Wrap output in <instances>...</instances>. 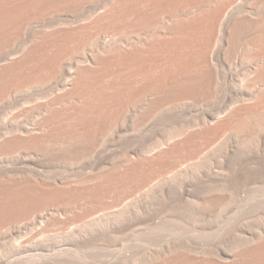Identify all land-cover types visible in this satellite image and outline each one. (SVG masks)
<instances>
[{
	"label": "bare ground",
	"instance_id": "obj_1",
	"mask_svg": "<svg viewBox=\"0 0 264 264\" xmlns=\"http://www.w3.org/2000/svg\"><path fill=\"white\" fill-rule=\"evenodd\" d=\"M0 7H3V10L0 9V101L2 102L9 100V98H11V94L14 93V91L17 93L18 91L24 92L26 90L28 91V89H36L34 92L32 91L31 94L29 90L30 95H28L27 92V97L25 94V96H23L25 98H23V100L21 98L22 102H17L19 104H17V106H19L20 109L26 108L24 111L21 110V113L24 112L22 114L23 116L21 115V118L15 117L12 119H7L5 117V120L0 121V151L4 152L2 154H5L6 152L12 153V150L13 152H15V150H20L21 148H16L22 144L23 146L20 147H24V145L27 143L29 144L28 147L26 145L27 148H29L31 146L30 144H32L34 148H39L41 150V148L47 147L52 142L54 143L53 140L55 139V135L58 137L61 136L63 138L65 132L66 134H72V137H76L74 141L71 140V143L74 144L72 146V150L74 149V152L79 153L80 149L79 151H75L77 148L83 149V144H89L88 146L85 145L88 147H85L87 149L86 155L93 154L95 150L93 151L92 148H96L100 145L103 146V148L97 147V149H104L106 137L109 136V134L111 135V133L112 136L114 133L117 134L119 126H121L123 122L125 124V121H127L126 118L128 116L133 115L130 117H133L131 119H134V122H136V119L138 118L141 119V122L139 120V122L142 123L141 125H146V121L147 125H149V119L151 115L156 118L157 116H154L155 113L157 112L158 115V111L162 108L165 109V112L168 111L167 108L170 110V106L172 104L168 102V97L166 100V95L173 97L172 99L175 101L174 102L172 100L174 102L173 103L171 99L169 100L175 104L174 106H171V109L176 107L179 108L180 106L182 108V105L185 104L183 102H187V99L188 102L191 100V102H189L191 105L194 103L192 99H201V103L199 100V104L201 106V104H204L202 99L207 102L209 100L207 98L213 99L215 97L213 100H210L212 101L211 103H214L215 99H220L217 96L219 93H222L220 87H224L222 84H228L229 90H227L228 93L226 91V94L229 98H224H226L227 101L229 100V103H231L228 104L230 106H228L227 109L219 115L209 114L211 116L203 117L207 113L205 111L206 113H203L204 115L201 114L203 118L201 116H197V118L200 119L199 122L195 117L194 119H196L198 123L195 122V120H193L191 123H197L194 128L198 125V130H196V128L191 129L190 127H193V125L188 127V133H185L186 130H184V128L182 131L178 130L181 132H179L181 135L185 133L181 138L179 137L178 132H174L175 134H178L176 136L172 132V135L175 136V140L173 139L174 136H171V140L169 138L170 141H166L161 145L158 143L157 145L159 146L156 145L157 140L154 139L156 137L151 138L155 143H151V145L154 144V147L157 146L155 148L157 150L154 149L155 151L153 150L154 147H152V149H150L151 147L148 148V144L145 145V141L142 140L144 145L142 144L139 147L143 146L142 148L144 149L147 147L146 150L143 149L145 152L149 149L153 150L152 153L150 150L149 152H146L147 154L149 153L150 156L145 155L142 149L138 151H142L143 154L140 152L137 153L136 151L135 153L133 151L134 156H131L128 155V151V153H123L125 150L124 149L121 152L123 154L118 155L117 157V154H114L113 157H110V154L113 153L110 149L111 153H106L110 158L108 157L106 160L107 157H104L105 152L103 151L102 154L104 153L103 157L106 161L104 160L105 162H102L98 168H96V166L95 168L97 170H93L95 172L86 176L81 175L83 171L78 174L79 172L77 171L79 169L77 171L75 170L77 173H71L74 176L69 174L70 176L67 175L66 177H60L61 171H59V177L55 176L57 175L56 172L48 174L47 171L49 170L45 168L43 170H46L45 172L47 173H43V170L40 169H42V166L45 165V162L43 161V165V162L39 161L38 157L36 156H33L36 157L35 159L32 156L31 159L28 157L30 161H28L27 157H24L25 160H23L22 157V160L17 161V163L14 161L16 163L14 166L11 163L12 167L10 169H8L9 163L7 166L4 164L5 169L0 170V188L3 190H10L9 193L12 192L11 190L15 189H29L30 191H28V194L25 193V198L26 195H28V197H32V195H29V193L34 191L35 194H32L33 197H38L37 199L35 198L37 201H39L38 199L41 196H48V198L45 197L47 199H49V196H56L54 201H56L61 196H64L67 197V200L68 197H70V202H73L71 201V197L73 198V196L76 197L78 195L77 197L81 198V196H79L81 195V193H79L81 192V187L85 185L84 189H86V184H89L88 187H93L89 189L90 191H88L87 188L86 191L89 193L84 190L86 194H90V192L94 189L103 199L105 195L109 196L108 194L111 193L110 191H112L114 194L113 189L116 188V185L122 188L124 186L130 187L133 183L142 181L141 183L144 185L143 187H146L147 185L149 186V183H152L149 181L154 172L152 173L150 171V175L148 170H157L156 174H162L165 171H176V164L178 167L179 163L184 160L183 156L182 159L179 156L182 154V152L183 154L184 152H188L196 156H199L200 153L204 154L202 153L203 147H200L203 144L200 145L198 142L202 143L205 139V143L207 142L208 144V140L211 141V138L216 139L218 138L217 136L221 137V135L224 133L226 136L227 132H229L227 134L234 132L231 135L239 133L237 136L243 132L240 136H245L247 138V135L244 133L250 131V135L248 137L251 136V139L254 135L255 136L253 139L261 137L262 131L264 133V0H0ZM60 7H63L62 12L60 13L59 11H56L58 9L54 10V8ZM44 10L49 11L47 13L45 12L46 14L44 15V12H42ZM38 13L39 15L40 13L43 15L37 17ZM21 35H26L25 37L23 36L25 39L22 40ZM227 56L230 58H227ZM14 79L17 80V83L13 85L14 88L17 84L18 87L15 89L18 90L17 88H20L21 90L16 91L11 87V84L9 85L11 88H9L8 84L14 83ZM225 90L223 88L224 92ZM21 93L18 94L21 95ZM162 97L165 98L166 101L164 99L162 100H164L165 103H168L165 104L159 100ZM210 101L208 102L210 103ZM157 103H159V106ZM160 103L167 105L166 108H164L165 105H160ZM197 103L198 102L195 104L198 105ZM161 106L162 108H160ZM198 106L197 108L200 107ZM193 107L186 105V109L188 110L187 112L193 110ZM184 109L185 108L183 107L180 111H185ZM143 116L146 118L148 116V120L146 119L145 121ZM3 118L4 116L2 119ZM142 120L145 122H142ZM129 125L131 124L129 123ZM136 125L137 123H135L133 127L139 128V124L137 126ZM150 125L148 127L154 128L153 125ZM142 127L145 128V126ZM189 128L192 131L189 130ZM130 129L134 131L133 128ZM173 129L174 128L169 130L174 131ZM155 130L156 129L153 131L152 129V131L155 132L154 135H152L151 130H149L152 136H155V134H161L156 133L158 131ZM183 130L185 132L182 134ZM141 131L139 130L138 132ZM190 131L192 133H190ZM62 132L64 134L63 136L57 135ZM169 133L166 134L164 132V135H169ZM122 134L123 133L120 135L117 134L119 139L123 136L126 138V135ZM150 134L148 133V135ZM259 134H261V136ZM67 136H64V138ZM177 136L178 139H176ZM70 137L65 139L70 140ZM80 137H85V140H82ZM146 137L149 139L148 136ZM61 139H59V141H61ZM147 139L146 142L151 140ZM253 139L252 141H255ZM120 140L119 142H121ZM122 140L124 141L123 138ZM161 140L159 139V141ZM56 141L55 143L58 144L59 142ZM62 141L63 144L64 142L65 144L70 143L69 141L66 142L63 139ZM81 141H83V144ZM84 141L86 143H84ZM237 141L238 140H236V142ZM218 142L219 141H217V143ZM57 144L55 146L54 144L49 145L48 147L51 148L50 146H54V148L57 147L59 149ZM63 144L59 145L60 148L65 146V144L62 146ZM121 144L123 143L121 142ZM67 146L66 149H64L65 147L63 148L66 151L69 150L68 148H70L71 145H69V147ZM106 147L108 146L106 145ZM115 147L117 148V146ZM115 147L114 150L116 149ZM34 148H31L34 150L33 152L30 150L27 152L26 150L24 153L26 155L27 153L35 154ZM119 148L121 149V146ZM97 149L96 152L98 153ZM128 149L130 148H127L126 150ZM131 149L135 150L134 148ZM42 150L44 151L45 149ZM72 150L69 152H72ZM84 151L86 152V150ZM89 151H91V153ZM19 153H21V151ZM84 153L82 152L80 154ZM35 155H37V152ZM86 155H82L83 159ZM76 156L79 155L77 154ZM82 156L80 157L82 158ZM89 157H87L88 159L86 158L87 161H90L94 156L91 158ZM97 157L99 160V156ZM86 159L85 161L80 159V161L86 163ZM178 159H181V161ZM100 160L103 161L102 158H100ZM178 161L180 162L177 163ZM100 162L98 161L97 163ZM72 165H74V163H72ZM156 165L159 168L155 170L152 167H156ZM83 166L86 167V164H83ZM90 168L95 169L92 167ZM208 169H206L207 178L210 177L211 172L213 171L211 168L209 170ZM162 176L164 177L163 174ZM178 182L179 181H177V184ZM212 182H215L216 184L217 182L219 183V180L212 179ZM179 184L181 183L179 182ZM135 185L133 184V189H136L134 188ZM137 185L140 186L141 184L137 183ZM178 187H176V189ZM182 188L184 187H179V190L177 191H181ZM128 189L129 188H127V190ZM133 189L130 187V190H128L130 191L129 193L131 195V190ZM223 189L224 188H216L214 191L217 192L218 190H221L223 192ZM125 190H121V192L123 193ZM0 191L2 190L0 189ZM8 191H5L7 195ZM19 191H16L18 194H16V192L10 194L11 197L13 198L14 194H16L15 196H19ZM25 191H21L23 193L22 195L20 194L21 197H23ZM119 191L120 189L118 190V193ZM93 192L94 191H92L91 194ZM118 193L115 194L116 197L119 195ZM0 194L2 195L3 193L0 192ZM7 195L5 197H7ZM10 195H8V198ZM120 195L118 196V200V197L116 198V201H120V198L124 196V194ZM2 196H4V194ZM89 196H87V200L84 197L87 204L83 202L84 199L79 198L78 201L76 200L75 202H79V204L83 202L81 203L82 205L85 204V207L84 205L83 207L88 209L90 208L88 206L90 200L92 199L93 201L95 198H98V196L95 197V195L93 197ZM28 197L26 200H28ZM109 197L107 198L109 199ZM31 199L32 198H30V200ZM61 199L63 200L64 198ZM108 199L105 197V203ZM42 200H40V202L43 203L42 205L44 207L47 201L45 200L46 202L44 203V199ZM79 200L82 201L80 202ZM94 201L96 202L97 199ZM30 202L31 204L27 202L30 204V206L25 204L26 201L25 203L22 201L20 202L21 204H25L28 208L33 210H28V213V208L26 209V206L22 205V208L25 207V210H23L28 214L33 212L31 215L26 213V217L28 215V218L29 216H33V214H35L34 212L38 211L35 209L38 208L36 207V204H33L32 201ZM93 202L89 204H92ZM48 203L47 207L50 205ZM58 203L60 202L58 201ZM105 203L102 204L101 207H103ZM32 204L35 206H33L34 209L31 207ZM40 204L38 203L37 205ZM99 204H101V202H99ZM20 205L17 204V207L12 208H18V206L21 208ZM53 205L51 204V207ZM74 205H77L73 207L74 209H76V207H82L78 206V203H75ZM86 205L88 208H86ZM137 206L134 208L137 209ZM96 207L100 208L98 204ZM84 208L81 209L83 210ZM49 209L50 208H48V210ZM56 209L57 210H45L46 213L43 211L44 216H40L44 221L43 223L50 225L51 223L56 222L58 216H60L59 213L63 211H60L58 208ZM78 209L76 210L77 212L81 210ZM13 210H11V212ZM18 210L19 209H17V214L14 210L16 215L21 214L18 213ZM90 210H93L92 207ZM7 211L3 213L6 214ZM64 211H66V214L67 212L69 213L70 210L68 209V211ZM83 211H81L80 215L85 213ZM11 212L10 214H13V212ZM73 212H75V210H73ZM139 212H136L137 214L135 215H138ZM3 213L0 214L4 215ZM124 213L128 214V211H124ZM121 214H123V212ZM121 214L119 215L121 216ZM125 214H123L124 220L126 217H130L129 214V216H125ZM132 214L134 215V213ZM139 214L142 215V213ZM23 215L24 214L18 217H23ZM135 215V220L141 217L140 215V217L138 216L139 218L136 219L137 216ZM18 217L16 218L18 219ZM64 217L66 218V215ZM205 219L207 218L205 217ZM223 219L225 220V218ZM115 220L118 219L116 218ZM128 220L125 221L130 222V220ZM243 220H235L237 222L233 223L232 225L230 224V227L225 228L227 229L226 233L231 236L232 241H229L230 243L228 242L223 249H220L215 245L214 247L212 246L210 248V243L208 245L206 243V246L208 247L203 248L201 246H195L198 244L193 245L191 243L192 245H190V243L187 244L186 242L184 243L182 241L181 243H175L178 242L175 240L173 244H169V246L165 248L157 249L152 252H141L143 255L140 258L137 256L139 259L136 258V260L138 259V262H136L137 264H264V220L262 219L263 221H261V223L259 222L260 220H257V222L260 224L257 223L253 225H251L252 223H247L248 221L243 222ZM132 221L134 222V218L131 220V222ZM120 222L121 221H119V223ZM122 222L121 224H123ZM254 223L256 222L254 221ZM115 224H118V222ZM124 225H126V223ZM114 228L115 227H113V229ZM197 228H199V226H197ZM196 231L199 233L198 229ZM68 234L70 235V233ZM80 235L77 236L79 237ZM65 236H67V234ZM55 237L54 239L57 238L56 240H59L58 237ZM60 238V243L57 241L53 242L52 240V242L50 241L51 243H46L48 241L45 242V240L42 239L43 242L40 240L35 242L30 240L24 244L20 242L21 245L18 244L19 246L16 243L18 248L13 245H9L13 246L11 248L15 247V249H18V255L16 256L14 255L17 253L13 249V252L11 250L10 251L15 253L13 254L14 257L17 258L18 256V261H26L23 264H30L32 262L39 261V259L43 257L46 258L48 255L47 253L49 252L55 253L56 251V253H67V251H70L69 247L74 242L70 241L72 237H69L70 239H68L72 243L65 241V239L68 237L63 238V236H61ZM73 238L76 239V236H73ZM44 239L47 240V238ZM80 240H82V238H80ZM77 241L75 240V243ZM14 242H16V240ZM8 254L9 252H7V255ZM49 255L48 257H50ZM65 255L66 254H64V256ZM13 256L11 255V257ZM54 256L57 255L55 254ZM16 258L15 260H17ZM7 261L10 262L9 264L12 262H15L14 264H20V261ZM7 261L6 263L8 264ZM64 261L66 262L67 260L65 259ZM125 262L127 261L125 260ZM112 264H114V262Z\"/></svg>",
	"mask_w": 264,
	"mask_h": 264
},
{
	"label": "rangeland",
	"instance_id": "obj_2",
	"mask_svg": "<svg viewBox=\"0 0 264 264\" xmlns=\"http://www.w3.org/2000/svg\"><path fill=\"white\" fill-rule=\"evenodd\" d=\"M62 8L63 7L54 8V10L58 9L56 11L57 12L59 11V13H60V12H62ZM0 9L3 10V7H0ZM59 9H61V10H59ZM48 11L49 10H47V11L44 10L42 12H44L43 14L45 15ZM41 13H40V15H43ZM40 15L38 13L37 17H39ZM23 36L25 37L26 35H23ZM23 36H22V40L25 39ZM227 58H230V57L227 56ZM11 81H9V82H11ZM13 82L14 83H9L8 86L11 84V87L14 88L13 85H15V83H17V80L14 79ZM222 86H224L223 88H224V90L225 89L226 90L224 92L223 88L220 87V89L222 90V93H219V95H217L220 99H215L214 100L215 102L213 101L214 103H211L212 101H210V100H213L215 97L213 99L207 98V99H209L208 101H210V103L208 101H207L208 102L207 103V102H205L204 99H202L204 104H201V106L199 104V100H200V103H201V99H198V98L196 99L198 101L192 99L194 101V103H192V105L189 103V102H191V100L188 102V99H187V102H183L187 106L189 105V106H192V107L194 106V104L196 102H198L197 104L200 107L195 104L194 107L197 108V106H198L199 108L196 109V108L193 107V110H191L192 113H191V111L187 112L188 110L186 109V105L185 104H184L185 106L182 105V108L184 107L185 111H180V110H182L181 106L179 108L176 107L177 111H176V108H174L175 110L171 109L172 108L171 106L175 105V104H173L175 101H174V99H172L173 97H171V96L169 97V96L166 95V97H165L166 100L169 98L168 102L172 104V105L170 104L171 106L168 105V106H170V110L167 108L168 111L165 112V109H163L162 106H161L160 108H162L163 111H162V109L161 110L158 109L159 111L158 110L157 111H158V115L159 116L157 115V112L154 115V116H157L156 118L153 117L152 115H151L152 116V118H151L150 115L146 114V115L150 116V119L153 122L152 123L150 121V119H149V123L151 124V125L150 124L149 125L150 126L153 125L154 128L148 127L149 125H147V121H146L148 116H147V118L145 117L146 115L143 116L144 120L146 121V125H141L142 124V123H140L141 119L137 118L138 120L136 119V122H134L135 120L131 119L133 117H130V116H133V115H130V116H128L126 118L127 121H125V124L123 122L121 124V126H119V129L117 130L118 133L116 132L118 135H120L121 133L126 135L125 136L126 138H124V136L122 137L124 139V141L122 140V138H120L121 139L120 140L118 138L117 134L114 133L113 136H112V133H111V135L109 134V136L106 137V144L104 145V147H105L104 149H100L101 147L103 148V146H100V145L97 146V147H100L98 149H97L96 146H95L96 148H94V147H93L94 149L92 148L93 151L95 150L94 153L96 152V149H97L98 153L96 152L95 154L93 153V154H90V155L87 154L88 155L87 156L86 155V153H87V149L86 148H88V147H86L85 145L88 146L89 144H83V141H81V142L84 145L83 149L86 150V152L82 148H77L75 150V151H77V150L79 151V149H80V151H81V149H82L81 152L80 151H79V153L78 152L77 153L74 152L73 151L74 149L72 150V148H73L72 146L74 144L71 143V140L74 141V139L76 137L75 136L72 137L73 136L72 134H69V133L66 134V132H65V135H64L63 134L64 131H63L62 133H59L57 135H62V136L63 135L64 136L68 135L67 137H70V135H71L70 140H66L67 137H65L66 138L65 139L64 136H63V138L61 136H59L64 141H66V142L69 141L70 142L69 144L66 143L68 146L65 144V142H64V144H65V146H64L62 139L55 135V139L54 140L52 139L54 141V143L51 141L52 143L50 142L51 144H49V145H53L54 144V146H55L57 144V143H55V141L57 140L56 142H59L57 144L59 149L57 147L54 148V146H50L51 148H49L48 147L49 145H48L47 147L41 148V150H40L39 148H34L33 145L30 144L32 146V147L31 146L30 147L35 149L34 153L36 154V152H37L38 156L35 155V154H32V153H27L28 150H30L32 152L34 151L30 147L27 148L29 146L28 143L26 144L27 147H26V145H24V147H20V146H23V144L19 145L18 148H16V149H20V148L21 149L20 150H15V152H13V150H12V153L11 152L10 153L6 152L5 154H2L4 152L0 151L1 152L0 153V167L3 165L0 170L5 169V166H7L8 163H9L8 164V169H10L12 167V164L14 166L17 163V161L22 160V157H23V160H25L24 157H27V159H28V157H30V159H31V156L32 157L36 156V157H38L39 161H42V162L44 161L45 162V165H44V162L42 163L44 166H42V169H40V170H43L45 168V169L50 171V172L47 171L48 174L52 173V172H56L57 175H55V176L59 177V174L61 173L63 176L60 174V177H66L67 175L70 176L69 174H71L73 172L74 173L79 172L78 174H80V172L83 171V173L81 175H85L86 176V175H89V174H92L93 172H95L97 170L96 168H98V166H100V164L102 162L104 163L108 159L109 156L106 154L108 152H109L108 154L113 152V153H111L112 155L110 154V157H113L114 154L115 155L117 154L116 155V157H117L118 155H121L123 153H128V152L131 153V154L128 153V155H131V156L133 155L134 156L133 151L134 152L136 151L137 153L140 152L142 154L144 152L145 155L150 156L149 153L147 154L146 152H149V150L152 149V147H154L153 145L155 144L154 140H152L151 138L156 137V138H154L155 140H157V142L155 141L156 145L158 143H159V145H161L162 143H164L166 141H170L171 140L170 137L174 136V135H172V132H173V134L178 132L179 137L181 138V137L184 136L185 133L189 132V131L187 132L189 126L193 125V127H190V128L191 129H195L196 128V130H198L197 129L198 125H197V127L194 128V126L200 120L199 118H197V116L200 117L201 114L204 115L206 112L207 113L203 117L211 116L209 114H212V115L218 114L219 115L224 110H226L227 107L230 106L228 104H231V103H229L230 102L229 100L227 101V99L229 97L226 94V91L229 90V88H228L229 85L228 84H226V85L222 84ZM11 87L9 86V88H11ZM16 87H18L17 84H16L15 88ZM17 89L21 90L20 88H17ZM18 90H16V91H18ZM29 90H30V94H31L32 91L34 92L36 89L35 90L34 89L33 90L28 89V91L27 90L24 91L25 93L22 92V91H18L16 93L14 91V93L11 94V96H10L11 98H9V100H7V101L5 100V101H2V102L0 101V119H1L0 121L5 120V117L7 119H10V118L12 119V118H15V117H18V118L20 117L21 118V115L24 113V112L21 113V110L24 111L26 108L20 109V107L17 106V104H18L17 102H22L21 98L23 100V98H25V97H23V96H25V94H26V97H27V92H28V95H30L29 94ZM18 93H21V95L18 94ZM227 93H228V91H227ZM220 95H222V96H220ZM163 97L161 99H159V100H161L163 103H165L166 100ZM224 97H226V98L228 97V98L226 99ZM19 99H20V101H19ZM162 99H164L165 101L162 100ZM170 99H171V101L173 100L174 102L173 101H172L173 103L170 102L169 101ZM157 102H159V101H157ZM168 102H166V103H168ZM183 103H181V104H183ZM158 104L159 103H157V105ZM165 104H161L160 103V105H163V106ZM203 105H205V106H203ZM166 106L167 105H165L164 108H166ZM14 111H16V112H14ZM215 111H216V113H215ZM183 112H185V113H183ZM8 113L9 114L11 113V114L9 115ZM1 116L2 117L4 116V118L2 119ZM195 117L197 118L198 122H197L196 119H194ZM139 120H140V122H139ZM179 120H180V122H179ZM193 120H195V122H197V123L196 124H192L191 122H193ZM145 121L142 120V122H145ZM128 122L131 125H129ZM132 122H133V124H132ZM135 123H137V125L139 124V126H138L139 128H137V127L134 128L133 127L135 125ZM129 126H131V127H129ZM142 126H145V128H143ZM146 126L149 129H147ZM186 127H187V129H186ZM130 128H133L134 131L132 129H130ZM151 128L153 129V131H154V129H156L155 131H158L156 133H161V134L163 133V134L162 135L161 134H158V135L155 134V136H152V135H154L155 132H153ZM172 128H174L173 129L174 131H170ZM183 128H184V130H186V132L183 130L182 134L184 132L185 133L183 135H181L180 131H182ZM190 128H189V130H191ZM136 129H138V130H136ZM143 129H144V131H143ZM175 129H177V130H175ZM139 130L140 131L142 130L141 132H143V133L138 132ZM149 130H151L152 133ZM178 130H180V131H178ZM191 131H190V133H192ZM193 131H195V130H193ZM144 132H148L149 134L151 133L152 135L151 134L150 135L152 137L150 135H148V133H144ZM164 132L166 134L170 132L171 134L169 133V135H166V134L164 135ZM249 132L244 133V134L247 135V138L244 136V134H243L244 137L240 136L243 133V132L241 133V131H240L241 134L239 136H237L239 134L238 131H237L238 134L231 135L234 132H231L230 134H227V133H229V132H227L226 136L224 135L225 134L224 133L223 135H221V137L220 136H217L218 138L214 137L216 139L211 138V141L208 140V144H207V142L205 143L206 139L203 140L204 143L203 142L199 143L197 141L198 144H200V145L203 144L200 147H203V150H202V148H201V150L203 151L202 153H204V154L200 153L201 155L199 154V156L197 155L198 156L197 157L194 154H190L188 152H184V154H183V152H182L183 155L181 154L179 156L181 157V159L184 157V160L181 161V159H178V160L181 161V163H179L180 161L177 162V163H179V165L177 167V164H176V167H177V168L175 167L176 171H174V170H173V172L172 171H170V172L165 171L166 173L167 172L168 173L167 174L165 172L162 173L164 175V177L162 176V174H159V173H157L158 174L157 175L156 174V172H157L156 169L159 168V167H157V165H156V167L153 166L152 168H154L156 171H153L152 168H150L152 170H148V173L150 171L152 173L154 172L153 175L151 176L152 180L149 177V179H150L149 182H152V183H149V186H151V187H149L148 185H147L148 187L147 186L143 187L144 185H142V183H141L142 181H139L140 182L139 183L136 180L137 183L141 184L142 186L140 185L141 186L140 187V186L137 185V183H133L134 185L136 184L134 186V188H136V189H133V187H132L133 184L130 186L133 189V190H131L132 195L129 193L130 191H128V190H130L129 186L128 187L124 186L125 188L124 187L122 188V187H119L118 185H116V188H114L115 190L113 189L114 194H113L112 191H110L111 195L108 194L109 196H111V197L113 196V197L111 198V197L105 195L103 197V199H102L100 197L99 193H97L94 189L92 190V191H94L93 192L94 194L93 193L91 194L92 191L90 192V194H86L87 188H88V191H90L89 189H91L93 187L91 185H90L91 187H88L89 184H86V189H84L85 188V185H84L83 187H81L82 188L81 192H79V193H81V195H79V196H81V198L77 197L78 195L76 196L77 198L74 197V196H73V198L71 197V199H72L71 201H73V202H70V200H69L70 197H68V200H67V197H64V196H61L60 198L57 197L59 199V200L58 199L56 200L57 202L54 201L56 196L55 197L54 196H51V197L49 196V199L51 198L50 199L51 201L49 199H47L48 196H44V197L41 196L38 199L39 201H37L36 199L38 197L37 196L33 197V194H35V193L32 190H31L32 192L29 193V195L31 194L32 197L31 196L28 197V195H26V198H25V193L28 194V191H30L29 189L28 190L25 189L27 192L24 189H21V190L19 189L20 191L15 189L16 191H19V196L18 195L15 196L16 194H18L15 190H11L12 192L9 193L10 190L8 191V190L4 189L6 192L8 191V195L13 194V192L14 193L16 192V194H14L13 198L11 197V195L8 198L7 193L2 188H0L2 190L0 192H2L4 194V196H2L3 194L2 195L0 194V198H1L0 199V213H3V212L5 213L7 211V209H8V211L11 212V210L14 209L16 214H17V209H19L18 213H21L20 214L21 216H22V214H24L23 217H18L20 215L19 214L16 215L14 213V210L12 211L13 214H10V212H8V211L6 213L7 215L4 214V213H3L4 215L0 214V264H5L7 260L18 261V256H17V258L14 257V256L18 255V252H17L18 251L17 248L19 246L18 244L21 245V243L24 244V243H27L30 240L33 241V242L39 241V240L42 241V239L45 240V242L48 241L46 243H51L52 241L53 242H56V241L59 242V240L61 239L60 238L61 236H63V238L68 237V238L65 239V241L66 242L68 241V243H72L74 241L71 244V246L69 247L70 251H67V253H65V252H63V253L59 252L58 253L57 252L58 254L56 253V251H55V253L54 252H49V253H47L48 255L50 253H53V254L49 255L50 257H48V255H47L46 258L43 257V258L39 259V261H37V262H32V263L28 262V263H30V264H38V263H40V264H57V263L58 264H66L68 262L67 264H112L114 262V264H116V263L117 264H124V263L125 264H135V263L137 264V262H138L137 260L143 255V253H141V252H144V251L145 252L146 251L147 252H152V251H155L157 249L165 248V247L169 246V244L170 245L173 244L175 240L178 241V242H175V243H181V241H182L184 243L186 242L187 244L190 243V245L198 244V245H195V246H198V247L201 246L203 248H207L208 246H206V243H207V245L210 243L209 244V246L211 245L210 248L212 246L214 247V245H215V246H218L220 249L221 248L223 249L227 245V243L229 241L230 242L232 241L231 240V236L228 233H226L227 229H225V228L230 227L233 223H235L237 221L243 220V218H244L243 222L248 221L247 223H252L251 225L257 224V223L260 224L261 221L264 220V133L262 131V133H261L262 136H261V134H259L261 137H257L256 139H253L255 135L253 133H251L252 135H254L252 137V139L255 140V141H252L251 136L248 137L250 135ZM145 134H147V135H145ZM178 134H175V136L178 135ZM146 136H148L149 139H147ZM157 136H159V137H157ZM161 136H163V137H165V136L168 137L169 136V137L168 138H166V137L165 138H163V137L160 138ZM175 136H174V138L172 137L174 140H175ZM58 138L61 139V141H59ZM80 138L83 140L85 137L84 138L80 137ZM158 138L160 140L161 139L162 140L159 141ZM169 138H170V140H169ZM146 139L147 140L151 139L150 141H153V142L149 141L150 142V144H149V142H146ZM166 139H168V140H166ZM176 139H178V136L176 137ZM108 140H110L111 142L108 141ZM119 140L123 144H121V142H119ZM142 140L145 141L144 142L145 145L148 144L147 145L148 148L151 147L146 152L144 150H146L147 147L145 149L142 148L143 146L139 147L140 145L143 144ZM236 140H238V141L236 142ZM217 141H219L220 143L219 142L217 143ZM104 142H105V140H104ZM140 142H141V144H140ZM215 142H216V144H215ZM60 143L63 144L62 146H64L65 148L62 147V146H61L62 148H60V146H59V145H61ZM84 143H86V142L84 141ZM151 143H154V144L151 145ZM69 145H71L70 148H71L72 152H69V151H71L70 148H68L69 149L68 151L64 150V149H66V146L69 147ZM106 145L108 147H106ZM119 145L121 146L122 150L119 148L120 147ZM159 145H157V146H159ZM115 146H117V148ZM125 146H127V147H125ZM135 146H137L138 148L135 147ZM243 146H244V149H243ZM114 147L116 148L115 149L116 151L114 150ZM156 147H154L153 150ZM25 148H27V149H25ZM127 148H130V149L131 148H134V149L137 148V149H135V150L131 149L132 150L131 151L130 149L126 150ZM37 149H39V150H37ZM42 149H45L44 150L45 152ZM60 149H61V151H60ZM110 149L112 150L111 152H110ZM117 149H118V151L120 150L119 151L120 153L117 151ZM141 149H142L143 152L142 151H138V150H141ZM204 149L206 150V152H205ZM26 150H27V152H26L27 155L24 153ZM123 150H124V152L121 153ZM153 150H150V152L152 153ZM155 150H157V149H155ZM20 151H21V153H19ZM91 151H89V152L91 153ZM103 151L106 154V156H105V154L103 153L104 157H107L106 160L103 157V154H102ZM67 152H69L70 154L67 153ZM82 152L83 153L85 152V153L84 154H80ZM99 152H100L101 156L99 155ZM28 154L29 155L31 154V155L29 156ZM77 154L79 156H76ZM96 154H98V155H96ZM82 155L83 156L86 155L84 157V159H83ZM184 155L186 156V158H185ZM80 156H82V158ZM89 156H91V157L94 156V157H92V159L90 161L89 160L87 161V159H88L87 157H89ZM97 156H99V160H98ZM36 157H33V158L35 159ZM91 157H89V158H91ZM42 158H43V160H42ZM93 158H94V160L96 162L93 160ZM100 158H102L103 161H101ZM190 158L191 159L193 158V159L191 160ZM27 159H26V161H27ZM30 159H28V161H30ZM80 159L82 161H85V159H86L87 162L86 163L85 162H81ZM97 160L99 162L100 161L101 162L97 163L98 162ZM72 163H74V165H72ZM4 164H5V166H4ZM10 164H11V166H10ZM75 164L77 166H79L80 168L77 167ZM83 164L84 165L86 164L87 168L85 166H83ZM97 164H99V165H97ZM88 165H90V166H88ZM91 165H93V166H91ZM198 165H199V167H198ZM90 167H92V168L96 167V168L95 169H91ZM74 168H76V169H74ZM208 168L209 169L210 168L213 169V171L211 172V175H210L209 178L206 177V174H207L206 169H208ZM73 169H74V171H73ZM177 169H179V170H177ZM75 170L76 171L78 170V171L76 172ZM93 170H95V171H93ZM45 171L46 170H43L42 172L44 173ZM59 171H61V172L59 173ZM63 171L64 172L66 171L67 173L66 172L64 173ZM86 171L90 172V173H87ZM47 172H45V173H47ZM151 172H150V175H151ZM158 172H159V170H158ZM73 174H71V175L74 176ZM154 174H156V175H154ZM50 175H52V174H50ZM170 176H173V177H170ZM177 176H178V178H177ZM154 177H155V179H154ZM160 179H161V182H160ZM212 179H218L219 183L217 182L218 184L217 183L215 184V182H212ZM177 181H179L181 184H179V182L177 184ZM217 185H219V186H217ZM178 186L179 187H184V188H182L181 191H177V190H179ZM117 187H118V190L120 189L119 193H118ZM176 187H178V188L176 189ZM127 188H129V189L127 190ZM139 188L140 189L142 188V189L140 190ZM216 188H221V189L224 188V189H223V192L221 190L220 191L218 190L216 192V191H214V189L216 190ZM121 190H125V192L123 191V193H122ZM138 190H140V191H138ZM21 191L22 192L25 191L23 197L20 196V194L21 195L23 194ZM170 191L171 192L173 191V192L171 193ZM161 192H163V193H161ZM87 193H89V192H87ZM116 193H118L119 195L120 194H124V196L122 198H120L121 199L120 201H116V198L119 196V195H117V197H116V195H115ZM126 193L129 195V198H128V195ZM82 194H84V195H82ZM6 195H7V197H5ZM86 195L87 196L90 195L89 197H91V196L93 197L94 195L96 197V196L99 195L98 198L94 199V200L97 199L96 202L94 200H93L94 201L93 202L92 199L90 198L91 200H90L89 203H91V202H93V203L92 204L88 203V206L90 208L92 207L93 210H90V208H88L87 205H86V208H88V209L84 208L85 204H87L85 202V199L87 200V196ZM82 196H83V198H82ZM120 196H122V195H120ZM27 197H28V200H26ZM45 197H47V198H45ZM84 197H85V199H84ZM89 197H88V200H89ZM105 197H106V199H108L107 197H109V199L106 201V203H105ZM30 198H32L33 200L32 199L30 200ZM52 198H53L54 202L52 201ZM61 198H64V199L62 200ZM65 198H66L67 201L65 200ZM78 198L79 199H84L83 200V202H85V204H83L84 207L81 204V203H83V202H81L82 200H79L81 202L80 204H79V202H75L76 200L78 201ZM42 199H44V203L46 201L48 203V200H49V203H48V204H50V205H48L49 207H47V203L45 204L46 206L44 205L45 208L43 207V205H42L43 204L42 203L43 200ZM118 199H119V197L117 198V200ZM215 199H216L217 202L215 201ZM24 200L26 201V203H25ZM40 200H42V202H40ZM21 201L23 203H25L26 205L28 204L27 206H30V204H31L30 201H32L33 204H36V207H38V208H35V209H37L38 211L34 210V211H36L34 213L35 214L37 213V214L36 215L33 214V216H31L32 218L30 216L28 218V215H31L33 212H30V214H28L31 209L28 208L25 204H21L20 203ZM35 201H36V203H35ZM58 201L60 203H58ZM11 202H12V204H11ZM27 202H29L30 204L27 203ZM37 202L39 204L40 203L41 204L37 205L38 204ZM74 202L76 204L78 203V206H82V207H76V209H74L73 207L77 206V205H74L75 204ZM99 202H101V204H99ZM102 202H104L106 206L104 205L103 207H101V205L104 204ZM96 203L100 206V208L96 207L97 206ZM17 204L18 205L21 204L20 205L21 208L19 206H18V208H12V207H17L16 206ZM33 204L31 206L32 208L34 206ZM51 204L52 205L54 204V205L51 207ZM95 204H96V206H95ZM22 205H25L26 209L28 208L27 209V211L29 210L28 213L24 211L25 207L22 208ZM253 205H255V206H253ZM256 205H258V206H256ZM93 206H95L96 208L93 207ZM136 206H137V209L134 208ZM48 208H50L49 210H57L56 208H58L60 211L63 210L61 212L59 211L60 212L59 213L60 216H58L59 220L57 218L56 222H53L50 225H46L45 223H43L44 221L40 217L41 215L44 216L45 210L49 211ZM53 208H55V209H53ZM65 208H67V209H65ZM78 208H80V209L84 208L83 210H85V211H83L82 209L80 210ZM140 208H142V209H140ZM21 209L22 210L24 209L23 211L25 213ZM68 209L70 211H72V212L69 211V213L67 212L65 214L66 211H64V210L68 211ZM77 209L80 210V211L77 212L76 211ZM135 209H136V211H135ZM73 210H75L76 213L73 212ZM137 210H139L140 212L137 211ZM20 211H22L23 213L20 212ZM31 211H33V210H31ZM81 211H83L85 213L80 215ZM124 211L125 212L128 211V214L130 215V217H128L129 220H130V218L132 216L131 220H133V218H134V222L133 221L131 222V220H130V222H126L128 220L127 217L125 218L126 221L124 220V216H123V214H125ZM130 211H131V213H130ZM261 211H263V212H261ZM122 212H123V214H121ZM136 212L142 213V215L139 214V213H138V215H135V214H137ZM249 212H251V213H249ZM26 213L28 214L27 217H26ZM132 213H134V215L137 216L136 219L139 218L140 215H141V217L139 219H137L139 222L137 220H135V217H134V215ZM77 214L80 215V216H78ZM119 214H121V216H123V217H121ZM128 214H125V216L128 215ZM13 215H14V218H13ZM65 215H66L67 219L64 217ZM116 215H118V216H116ZM16 217H18V219ZM69 217H70V220H69ZM110 217H111V220H110ZM114 217H116L118 220H115L116 218H114ZM205 217L207 219H205ZM223 218H225V220ZM233 218H234V220H233ZM144 220H145V222H144ZM235 220H237V221H235ZM257 220L258 221L260 220L259 221L260 223L257 222ZM119 221H121V222L125 221V222H122L123 224H121V222L119 223ZM254 221L256 223H254ZM117 222H118V224H115ZM125 223H126V225L127 224L128 225L127 226L124 225ZM129 223H130V225H129ZM212 224H213V226H212ZM208 225H210V226H208ZM227 225H229V226H227ZM47 226H48V228H47ZM197 226H199V228H197ZM113 227H115V228L113 229ZM203 227H205V228H203ZM195 228H196V230L198 229L199 233L195 230ZM86 230H88V231H86ZM68 233H70V235ZM222 233H224V234H222ZM66 234H67V236H65ZM72 235L76 236V239L73 238ZM77 235H80V236L78 237ZM82 235H83V237H82ZM224 235L226 236V238H225ZM55 236L58 237L59 240H56L57 238ZM176 236H177V238H176ZM54 237L56 239H54ZM69 237L70 238L72 237L73 239L71 238L72 239L71 240ZM12 238H14L16 240V242H14L15 240L12 239ZM44 238H47V240L44 239ZM51 238H53V239H51ZM80 238H82V240H80ZM68 239H70V241H72V242H70ZM12 240H14V241L11 242ZM75 240L76 241L78 240L80 243L77 241L76 242L77 244H76ZM82 241H84V242H82ZM66 242H64V243H66ZM170 242H172V243H170ZM16 243H17L18 246H16ZM62 243H63V241H62ZM211 243H213V244H211ZM223 243H225V244H223ZM9 245H13V246H15L17 248L16 249H15V247L11 248L13 246H9ZM73 245H75V246H73ZM8 247H10V248H8ZM72 247H74V248H72ZM12 249L17 254L12 253L13 252ZM7 252H9V254H8L9 256L7 255ZM68 252H69V254H68ZM138 252H139V254H138ZM13 254H15V255L13 256ZM55 254L57 256H54ZM64 254H66V255L64 256ZM11 255L13 257H11ZM56 257L58 258V260H57ZM12 258H14V259H12ZM15 258L17 260H15ZM136 258H138V259L136 260ZM62 259H64V260L66 259L67 261L65 262ZM125 260L127 262H125ZM19 261L18 262L20 264H21V262H22V264L26 262V261H21V260H19ZM129 261H131V262H129ZM7 262H8V264L10 263L9 261H7ZM14 263L15 262H12L11 264H14ZM16 264H18V263H16Z\"/></svg>",
	"mask_w": 264,
	"mask_h": 264
}]
</instances>
